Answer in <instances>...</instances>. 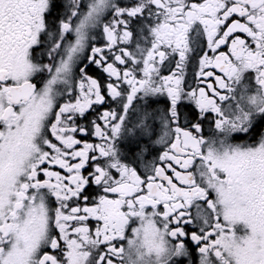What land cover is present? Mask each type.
Masks as SVG:
<instances>
[{"label": "snow or ice", "instance_id": "1", "mask_svg": "<svg viewBox=\"0 0 264 264\" xmlns=\"http://www.w3.org/2000/svg\"><path fill=\"white\" fill-rule=\"evenodd\" d=\"M0 264H264V0H0Z\"/></svg>", "mask_w": 264, "mask_h": 264}]
</instances>
